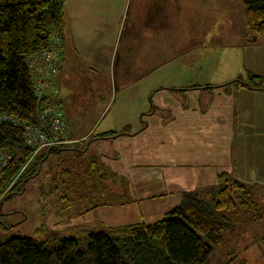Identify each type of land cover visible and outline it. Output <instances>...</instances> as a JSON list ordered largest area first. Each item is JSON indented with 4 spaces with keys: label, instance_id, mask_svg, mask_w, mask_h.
Returning <instances> with one entry per match:
<instances>
[{
    "label": "crops",
    "instance_id": "1",
    "mask_svg": "<svg viewBox=\"0 0 264 264\" xmlns=\"http://www.w3.org/2000/svg\"><path fill=\"white\" fill-rule=\"evenodd\" d=\"M237 2L111 0L108 10L105 13L101 11L99 15L111 14L118 18L117 14L123 11L127 23L118 57L114 55L113 62L111 59L107 62V57L111 58L113 52L109 37L105 39V54L99 51L94 42V48L89 47L90 42L83 41L88 38L86 25L84 27L81 21L78 23L74 19L81 14L85 5L78 1L69 4L66 0L65 10L68 8L70 16L64 10L66 21L61 34L63 53L57 102L67 119L68 138L72 141L70 146L93 139L107 152V156L99 158L104 168L126 177L125 182L129 185V189L126 187L121 193L112 189L102 203L92 206L98 207L94 211L100 213L105 210L103 214L109 215L107 219L113 224L107 226L143 223L150 214L161 209L162 204L167 206L162 207L159 214L167 213L178 204L182 192L207 189L205 187L214 185L213 179L219 177L220 173L217 172H212L208 177L206 168L197 166L198 161L203 165L213 164V167L216 162L207 159L211 154L202 150L196 139L202 127L198 110L199 87L194 84L196 78L192 70L199 67L197 62L200 56L214 53V30L209 28L212 29L215 17H220L218 12L231 18L232 3L237 4L238 12L241 10ZM123 4L125 8L123 10L122 7L120 11ZM242 11H245L244 5ZM251 40L255 42L257 38ZM247 46L243 43L238 47L241 49V55L239 52V57L235 59L238 69L244 66L254 72L264 69L263 53L248 57L249 61L242 59V52ZM221 58L222 55L217 60L221 62ZM182 69L187 71L184 73ZM104 73H107L105 76L113 90L109 95L103 94L100 89L99 79ZM221 81H209L204 85L205 94ZM235 84L238 87V82ZM71 85L74 91H80L79 103L70 98ZM261 96L264 95L253 89L236 93L238 127H247L259 113L254 111L253 104L248 107L246 102L241 101H253ZM110 110V118L104 121ZM78 116L80 118L76 119ZM207 121L212 123L211 118ZM100 126L99 132L94 134ZM215 129L216 126L210 124L204 131L212 132ZM112 132L120 133L115 136L105 134ZM167 132L178 133L175 135L177 138L171 139L173 135L167 136ZM99 135L105 137L100 138ZM202 147L210 148L208 139ZM125 165L131 169L124 168ZM153 168L158 170L157 177L145 176V171ZM132 173L140 174L142 181L137 182ZM149 183L153 184L152 192L140 193L136 189L137 184L148 186ZM104 193H107L106 190ZM120 212L122 216H119ZM126 220L129 221L118 224Z\"/></svg>",
    "mask_w": 264,
    "mask_h": 264
},
{
    "label": "rangeland",
    "instance_id": "2",
    "mask_svg": "<svg viewBox=\"0 0 264 264\" xmlns=\"http://www.w3.org/2000/svg\"><path fill=\"white\" fill-rule=\"evenodd\" d=\"M75 1L85 5L81 14L74 17L78 23L81 21L84 27L85 25L87 27L88 38L83 41L90 42L89 47L93 48L94 42L99 51L105 54L107 47L105 39L108 40L109 37L113 52L111 58L107 57V62L110 59L113 62L114 55L118 57L122 48L123 29L125 30L127 23L125 13L119 12L118 18H114L116 15L112 17L111 14L99 15L101 11L105 13L108 10L111 0H107V2L102 0H68V3L71 4ZM237 3L241 10L238 12L237 4L232 3L231 18L218 12L220 17L216 16L212 29L209 28V30H214V53L200 56L197 62L199 67L192 70V75L196 78L194 84L199 87L197 91L199 94L198 110L200 128L202 127L196 139L199 141L201 149L207 150L211 154L207 159L216 162L213 167V164L203 165L198 161L197 166L205 167L208 177L212 172H217L221 174V178L240 181L246 186L250 193L249 196L254 201V205L249 210H238L229 215L232 230L226 234L224 244L213 250L210 264H226L229 260H232L230 264H264V96L256 97L253 101L251 99L241 101L242 103L246 102L248 107L253 104L254 111L259 112L256 114L258 116L253 118L250 124H247V127H238L236 113L238 105L236 93L247 92L251 90V87L264 88V69L255 71V73L248 71L249 69L244 66L240 70L235 62L236 57H239V52L241 55V51H239L241 49L238 47L243 43L248 45L242 52L243 60H248V57L252 55L256 57L262 53L264 55V37L257 35L254 37L251 30L246 27L242 11L243 5L241 2ZM122 7L124 10V4L121 5L120 11ZM66 10L70 16L68 8ZM94 19L96 24L93 23ZM253 38H257V40L253 42L251 40ZM107 52L110 53L109 48H107ZM221 55V62H219L217 58ZM232 57L234 61L231 60ZM208 63L209 65H207ZM182 71L185 73L187 69H182ZM106 74L104 73L103 77L99 79V82L101 81L99 84L103 94L109 95L113 90L109 87ZM256 74L260 77H250ZM238 78H241L243 82L249 81L250 85L246 83L242 85L243 87H236L235 82L228 84L231 80ZM220 80H222L221 83H211L210 85L217 86L205 94L206 90L202 88L204 85L209 81L218 82ZM225 82H227L226 85H219ZM73 89L74 87L71 85L70 98L79 103L80 91L76 92ZM255 92L264 95V90H255ZM76 106L78 108L77 104ZM168 109H170L169 106ZM112 110L109 111L108 116L104 117V121L110 118ZM206 117L211 118L212 123L208 122ZM75 118L79 119L80 117ZM210 124L216 126L215 131L205 132L204 129ZM100 129L101 126L94 134ZM74 134L81 135L83 133ZM165 134L173 135L170 138L175 139L177 138L175 135L178 133L167 132ZM207 139L210 148L202 147L203 142ZM70 147V149L51 152L41 161L39 156L32 158L30 173L35 170V174L28 176L30 174L28 173L27 178H25L26 175L21 177L11 193L0 201V238L26 236L38 242L50 241L53 237H76L79 234L84 236L87 232L98 230L104 226L110 227L107 225L113 224L107 219L109 215L103 214L105 210L99 213V211H94L95 207L92 206L102 203L101 201L107 198L112 189L117 193L123 192L126 187L129 189V185L127 186V182L125 183L126 177L118 174L109 175L105 180L107 193L101 196V193H97L92 188L94 180L85 178L84 172L88 168V157L92 155L99 160L107 154L106 150L97 145L93 139ZM42 153L44 151L38 155ZM66 168H69L71 172L73 170V174L78 176L71 195L73 201L69 207L65 206V201L59 200V197L65 192V188L62 186L63 178L60 176L62 169ZM124 168L131 169L128 165H125ZM145 172V176L157 177L158 170L153 168ZM132 175L136 177L137 182L142 181L140 174L132 173ZM221 178L213 179L215 183L211 187L222 184ZM206 182L208 183L207 180ZM140 185H136V189L140 193L152 192V183H149L148 186ZM209 186L208 184L205 188L208 189ZM164 206L167 205L162 204L161 209ZM161 209L150 214L143 224H151L167 217L166 213L159 214ZM122 215L120 212L119 216ZM128 221H121L118 224Z\"/></svg>",
    "mask_w": 264,
    "mask_h": 264
},
{
    "label": "trees",
    "instance_id": "3",
    "mask_svg": "<svg viewBox=\"0 0 264 264\" xmlns=\"http://www.w3.org/2000/svg\"><path fill=\"white\" fill-rule=\"evenodd\" d=\"M230 1L244 5L246 27L254 37H264V0ZM65 4L66 0H0V112L36 123V98L26 59L47 50L53 36L59 38L62 48ZM233 82L238 86L249 83L239 79ZM0 144L9 146L15 154L0 180L1 201L21 177L32 176L35 170L30 173L33 159L27 163L31 151L24 146L22 130L0 125ZM70 148L60 145L36 156L41 161L51 152ZM84 175L94 180L92 188L102 195L106 178L115 174L91 155ZM60 177L65 192L59 200L69 207L78 176L66 168ZM221 181L208 189L182 192L167 217L151 224L104 226L84 236L53 237L41 242L26 236L0 238V264H210L213 250L224 244L232 230L229 215L254 205L243 183L226 178Z\"/></svg>",
    "mask_w": 264,
    "mask_h": 264
},
{
    "label": "built area",
    "instance_id": "4",
    "mask_svg": "<svg viewBox=\"0 0 264 264\" xmlns=\"http://www.w3.org/2000/svg\"><path fill=\"white\" fill-rule=\"evenodd\" d=\"M62 53L63 49L60 46L59 38L53 36L47 50L26 59L36 98V123H28L8 113L0 112V125H8L22 130L24 146L31 151L27 163L46 149L72 143L68 138L67 119L57 103ZM9 149V146L0 144V180L15 155Z\"/></svg>",
    "mask_w": 264,
    "mask_h": 264
},
{
    "label": "bare ground",
    "instance_id": "5",
    "mask_svg": "<svg viewBox=\"0 0 264 264\" xmlns=\"http://www.w3.org/2000/svg\"><path fill=\"white\" fill-rule=\"evenodd\" d=\"M9 151L11 152V150L9 149Z\"/></svg>",
    "mask_w": 264,
    "mask_h": 264
}]
</instances>
